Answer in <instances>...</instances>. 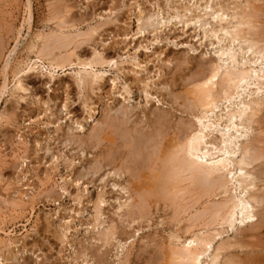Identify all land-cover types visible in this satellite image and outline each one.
I'll list each match as a JSON object with an SVG mask.
<instances>
[{"label":"rangeland","instance_id":"374dc122","mask_svg":"<svg viewBox=\"0 0 264 264\" xmlns=\"http://www.w3.org/2000/svg\"><path fill=\"white\" fill-rule=\"evenodd\" d=\"M29 1L32 18L28 25L25 13L26 0H0V83L2 81L1 70L5 60L16 43L14 62L25 60L27 57L33 59L37 50H32V53L28 48L33 40L35 42L34 37L39 33L47 35L55 32L58 24L55 19H52V15L64 9L69 10L65 22L67 25H71L67 26L69 29L66 28L70 34L66 32L65 35L68 33L70 36H75L87 33L91 28H98L90 41L84 43L81 40L80 47L78 45L79 48L76 49L77 54L81 56L86 53L90 54L89 52H92L96 47L100 51H105L107 57L118 59L119 65L116 69L107 66L98 67V70L105 71L103 80L99 82L100 86L94 85L93 89L81 90L82 92L74 84L76 67L59 69L53 80L41 72L35 73L36 75L30 74L23 78V84L27 89L25 94H20L18 97L17 94L11 96L9 93L2 99L0 114H4L2 118L4 120L1 119L0 122L1 200L13 198V195L18 196L17 192L30 195L32 188H38L37 176L41 180H45L47 174L53 179V181L50 180L51 185L58 183L57 185L61 186L64 182L60 181V178H66L67 192L63 193L59 191V188L50 186L51 191L48 189V192H42L40 196L27 202L22 212L17 211L21 214L16 211L17 214L13 213L12 208L5 207L1 201L0 227L6 231L14 230L16 235L12 238L15 246L9 245L6 238L2 237L6 244L4 240L0 239V257L2 256L1 259H3L0 264H86L85 262L88 264H113L118 261L117 257H120L119 262L123 264H152L149 258L157 257V251H159L155 245L159 243L162 245V242L166 244L169 239L167 238L168 234L175 230L170 227L171 224L168 220V215L171 214L168 212L170 208L167 209L162 204L158 210L154 207L152 221L149 222L151 227H148V223L141 222L140 232H133L138 227L137 223L128 227L127 222L123 220L125 217L119 216L121 213L115 210L118 205L117 197L122 198L120 201L123 202L127 195L122 194L120 189L113 188L111 185L125 182V185H121L127 186L129 178L127 175L121 178L113 177V170L107 166L95 175H92L90 170L88 171L91 165L100 162L102 165H106L109 159L107 144L102 143L100 147L94 148V141L90 139L91 134L89 135V133H92L93 128L96 127L98 130L103 129L100 126L101 124L103 126L105 117L112 116L121 107L132 111L130 120L133 124L131 125L143 130L147 129L144 131L154 129L149 127L154 122L152 116L154 112V114L163 115L167 113L166 121L168 120L170 125L166 122L164 129L166 132L171 130L170 135H172L174 127L175 131H179V126L183 124H192L191 126H193L191 115H187L188 102L185 99L186 87L184 85L196 74V71L199 74L200 66L207 67L210 61L215 60L218 48L222 44L225 45L226 41L218 45L217 39L209 36V32L203 38L206 34H203L205 30L216 28L215 25L219 24L217 21H212L211 17L204 16L205 11L210 13L209 9L203 10V13L200 9L194 13L200 14L205 21L210 22L208 26H204V29L199 30V25L194 26L193 23L185 26L173 19L162 27H156L157 32L153 33L150 28L147 31L139 32L136 21L138 14H151L159 9L160 13L162 10L165 11L162 14L168 20V15H166L168 6L165 3L169 0ZM198 1L199 5H204L205 0ZM198 1L170 0L168 2L169 13L175 12V8L181 11L179 8L181 6H191L193 8L190 7V9L195 10L193 4ZM220 1L230 4V8L234 3L240 5L245 3V0ZM209 3L215 5L218 1L209 0ZM256 4L261 5V3ZM189 14L187 15L189 16ZM72 26L73 29L70 28ZM39 44H36L37 48L41 47ZM14 62L11 65V71L15 68ZM192 73L195 74L192 76ZM84 93L85 95H83ZM20 96L22 100H19ZM157 99L160 100L157 101ZM142 122L143 127L141 126ZM178 134L181 133H177V137H179ZM249 135L253 136V134ZM250 137L248 136V139ZM118 151L122 152L123 149ZM51 155L59 157L58 163L52 165ZM101 156L102 158H100ZM70 161H73L74 164L71 165ZM137 162H139L138 159ZM55 165L58 166V169L53 170ZM255 168L257 170L258 167ZM108 171L111 172L109 176H107ZM81 174L85 177L80 180L78 186L67 182L69 178L75 179ZM25 188L27 189L25 190ZM98 194H104L102 196L105 200L103 204L99 205L102 214L99 218L95 215L96 206L99 204ZM166 214L167 216H165ZM164 217L167 219L163 221V225H160L159 221ZM3 219L4 221H2ZM94 223L100 225L94 227ZM115 225L121 239L135 234L127 241L126 248L122 253L115 247L114 249L112 247V250L109 246H107L109 249L101 247L102 244L98 239L101 236L99 232H105L109 226ZM236 229L226 232L216 239L217 244L226 242L223 244L228 246L227 250L222 253L220 261L222 262L226 256L230 255H236L242 259L246 255L257 254L263 260L261 264H264V251H261L260 247H263L264 244V229L258 232L251 231L242 236ZM236 232L239 236L236 235ZM165 239L167 240L165 241ZM156 241L159 243L156 244ZM236 242L237 244H235ZM256 246H259L258 249ZM253 247L257 250L255 251ZM104 252L109 254L104 255ZM251 252L253 253L250 254ZM83 254L88 256V258L84 257L87 259L84 262ZM15 255L16 258L10 260ZM125 260L127 263L123 262Z\"/></svg>","mask_w":264,"mask_h":264},{"label":"bare ground","instance_id":"6f19581e","mask_svg":"<svg viewBox=\"0 0 264 264\" xmlns=\"http://www.w3.org/2000/svg\"><path fill=\"white\" fill-rule=\"evenodd\" d=\"M26 1V23L29 25L32 11L30 1ZM169 1L165 3L168 7ZM217 1L218 3L211 5L209 0H205L203 6L199 5L198 1L193 4L195 10H191V6H181L179 7L181 11L175 8V12L172 14L169 13L170 7H167L168 20L162 14L165 11L162 10L160 13L159 9L151 14H142L138 11L139 14L136 17L139 32L147 31L149 28L153 33L157 32L156 27H162L173 19L185 26L193 23L194 26L199 25V30L204 29V26H208L210 22L205 21L200 14L194 13L200 9L202 13L203 10L209 9L210 13L205 11L204 16L211 17L212 21H217L219 24L215 25L216 28L205 30L203 34H206L203 38L210 33L209 36L217 39L218 45L226 41L225 45L217 47L218 51L215 53L217 58L210 61L207 67L200 66L199 74L197 71L196 74L192 73V76L195 75L189 77L188 83L184 85L186 87L185 99L188 102V110H185L189 113L187 115H191L193 126H191L192 124H183L179 126V131L176 129L178 132L174 127L171 132L172 135L174 133V136H172L169 134L171 130L166 132L164 129L166 122L170 125L169 121H166L167 113L163 115L154 114V112L152 114L154 122L149 125L154 129L149 128V131L152 130L151 132L144 131L147 129L143 130L131 125L133 124L130 120L132 111L121 107L117 111L114 108L116 112L113 110L112 116L105 117L103 126L99 125L103 129L98 130L96 127L93 128L92 133L88 132L89 135L91 134L90 139L94 141V148L100 147L102 143L107 144V157L109 158L106 165H102L100 162L91 165L88 171L90 170L92 175H95L107 166L113 170V177L121 178L127 175L129 178L127 186H124L125 182L121 183L124 184L123 186L118 183L111 185L113 188L120 189L122 194L127 195L123 202L120 201L122 198L117 197L118 205L115 210L121 213L119 216L125 217L123 220L127 222L128 227L137 223L138 227L133 232L136 233L142 229L139 227L141 222H146L148 227H151L149 222L152 221L154 207L158 210L162 204L167 209L170 208L168 212L171 214L168 215V220L171 225H169L175 230L168 234V240L165 239L168 241L167 245L165 242H162L161 245L156 241V244H160L155 245L159 251H157V257L149 258L152 264H261L263 261L257 254L251 252L252 255L245 254L246 256L242 259L236 255L226 256L221 262V255L228 246H224L226 242L217 244L216 239L236 228V231L239 230L240 236L264 229V211H262L264 209V0H245L243 5L234 3L231 8L230 4ZM256 3H261V5ZM68 13L69 10L64 9L54 15L51 14L52 19L57 21L58 28L55 29L57 32L47 35L39 33L34 37L35 42L33 40L28 48L31 52L34 49L37 50H35L33 59L27 57L25 60L14 62L13 55H15L17 43L9 52L3 68L1 67L0 103L6 94L11 93V96L17 94L18 97L20 94H25L27 89L23 84V78L30 74L41 72L53 80L59 69L76 67L74 84L81 91L93 89L94 85L98 87L99 82L103 80L105 71L98 70V67L117 68L118 59L107 57L105 51H100L96 47L92 52H89L90 54L86 53L82 56L77 54L76 49L80 47L81 40L84 43L90 41L98 28H91L87 33L70 36L67 26L71 25H67L65 22ZM188 13H190L189 16ZM70 28L73 29V26ZM29 29L30 27L28 31ZM66 32L69 34L65 35ZM207 32L209 33L207 34ZM36 44L41 47L37 48ZM12 61L15 63L13 71H11ZM144 92L146 93V90ZM182 99L184 98L182 97ZM159 100L157 99V101ZM183 101L185 102V100ZM3 117L4 114L1 113L0 122L4 120ZM141 124L143 127V122ZM146 126L148 125L146 124ZM174 131L180 132L182 135L178 134L179 137H177V133ZM249 134H253L251 136L253 138ZM119 149H123V151L119 152ZM51 156L52 165L58 163L59 157ZM137 159L141 163L137 162ZM73 161H70L71 165L74 164ZM71 165L69 164V166ZM255 165L258 167L257 170ZM54 169H58V166L55 165ZM110 174L111 172L107 176ZM83 177L85 175L82 176V174L75 179L71 177L67 182L78 186ZM60 179L64 182L63 185L59 186L58 183L51 185L50 180L53 181V179L48 174L45 175V180H41L37 176L38 188H32L30 195L22 192L20 194L17 189L18 196L13 195V198L10 199L4 197L5 199L2 200L0 198V205L3 201L5 207L12 208L13 211L10 210L11 208L9 210L13 213L22 212L27 202L40 196L48 189L51 191L50 186L59 188V191L66 193L67 179L63 177ZM17 183L19 182L17 181ZM53 193L55 192L53 191ZM102 195H97L99 204L96 206L95 215L98 218L102 215L99 205L105 202ZM21 212L17 213L21 214ZM162 219L159 221L160 225H163V221L167 218ZM99 225V223L95 224L94 227ZM116 225L109 226L105 232L103 230V232H99L101 236L98 239L102 244L101 247L109 246L111 250L112 247L113 249L115 247L122 253L126 248L127 241L135 234L121 239ZM132 228L134 227L132 226ZM8 230L0 227V239L6 238L9 245L15 246L12 238L16 233L14 230ZM236 233L238 235V232ZM124 235L126 234L124 233ZM4 243L6 244V241ZM258 247L256 246L257 249ZM260 247L261 251H264V244L263 247ZM103 254L109 253L104 252ZM86 256L83 254L82 259ZM15 258L16 255L10 260ZM86 258L83 262L87 260ZM117 260L113 264H123L119 262L120 257H117ZM96 261L99 262V260ZM123 262L127 263L126 260Z\"/></svg>","mask_w":264,"mask_h":264}]
</instances>
